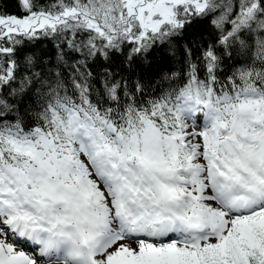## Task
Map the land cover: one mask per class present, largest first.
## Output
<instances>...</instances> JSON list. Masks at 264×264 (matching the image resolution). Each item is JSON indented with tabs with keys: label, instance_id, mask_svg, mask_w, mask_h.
I'll list each match as a JSON object with an SVG mask.
<instances>
[{
	"label": "snow or ice",
	"instance_id": "snow-or-ice-1",
	"mask_svg": "<svg viewBox=\"0 0 264 264\" xmlns=\"http://www.w3.org/2000/svg\"><path fill=\"white\" fill-rule=\"evenodd\" d=\"M16 2L0 264H264V0Z\"/></svg>",
	"mask_w": 264,
	"mask_h": 264
},
{
	"label": "trees",
	"instance_id": "trees-1",
	"mask_svg": "<svg viewBox=\"0 0 264 264\" xmlns=\"http://www.w3.org/2000/svg\"><path fill=\"white\" fill-rule=\"evenodd\" d=\"M38 7L43 9H52L55 11V8H53L54 4L58 3V0H35ZM0 14H16L21 15L20 11L17 7L16 0H0ZM216 36V31L211 23V17L203 20L202 22H198L192 27L188 29V37H195L198 40L201 41H210L213 40ZM188 37H185L186 40ZM184 40L181 41L183 43ZM57 42L54 40H42L37 42V51H44V52H51L53 50V46ZM157 61L161 64V66L166 70L168 66H175L178 67V65H175L172 62H168L164 60L162 53H157ZM225 59L227 60L228 64L234 63L233 60H231L227 54H225ZM96 70H100V65H96Z\"/></svg>",
	"mask_w": 264,
	"mask_h": 264
},
{
	"label": "rangeland",
	"instance_id": "rangeland-1",
	"mask_svg": "<svg viewBox=\"0 0 264 264\" xmlns=\"http://www.w3.org/2000/svg\"><path fill=\"white\" fill-rule=\"evenodd\" d=\"M133 247H135V244H133Z\"/></svg>",
	"mask_w": 264,
	"mask_h": 264
}]
</instances>
